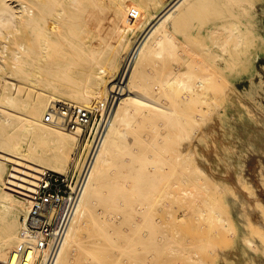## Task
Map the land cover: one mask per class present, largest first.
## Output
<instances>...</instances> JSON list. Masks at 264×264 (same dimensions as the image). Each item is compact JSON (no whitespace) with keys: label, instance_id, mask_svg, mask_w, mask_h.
I'll list each match as a JSON object with an SVG mask.
<instances>
[{"label":"bare ground","instance_id":"bare-ground-1","mask_svg":"<svg viewBox=\"0 0 264 264\" xmlns=\"http://www.w3.org/2000/svg\"><path fill=\"white\" fill-rule=\"evenodd\" d=\"M246 1L0 0V88L28 113L0 111V260L32 239L17 219L29 202L18 203L13 191L30 188L44 169L66 171L80 141L81 128L71 135L41 120L70 98L101 114L115 106L100 125L55 264H210L200 240L177 223L191 215L226 222L192 171L193 142L210 133L194 127L221 113L226 87L230 101L237 93L234 70L248 50L236 19L244 20ZM39 260L31 253L26 264Z\"/></svg>","mask_w":264,"mask_h":264},{"label":"rangeland","instance_id":"rangeland-1","mask_svg":"<svg viewBox=\"0 0 264 264\" xmlns=\"http://www.w3.org/2000/svg\"><path fill=\"white\" fill-rule=\"evenodd\" d=\"M241 10L245 18L243 21L236 19V23L247 36L241 48L248 51L244 56L246 64L241 63L234 70L239 88L230 101L231 95L226 87L223 92L225 105L221 113L214 112L215 119L195 125L196 131L205 133L210 130V133L195 140L192 150L195 165L192 171L203 176L205 189L209 190L210 197L219 201L226 222H223L224 225L208 223L203 218L191 215L177 223L178 230L186 238L200 240L198 242L204 245V249L199 254L210 264H264V0H247ZM194 21H200V17ZM245 26L250 28L245 29ZM225 32L222 31L224 36ZM6 43H2L7 46L6 49L1 45L2 50L5 49L1 50V54L5 52L2 54L4 60H8L12 48L10 40ZM216 50L222 51L220 47ZM246 66L252 69V76H249L251 70L245 71ZM224 73L226 76L231 74L229 70ZM224 79L227 82V78ZM8 96L0 88V111L12 112L19 119L26 118L28 113L25 106L11 105ZM68 100V104L81 107ZM114 106L104 114L93 107L88 109L95 118L98 117L93 134L102 118L104 122L107 112L110 110L107 116L113 112ZM49 110L50 107L41 120L73 135L72 131L46 121ZM188 138L182 136L183 140ZM89 143L85 137L78 140L77 147L71 152L70 164L63 173L73 168V158L77 154H86ZM4 187L0 181V188ZM16 192L13 191V195L18 203L27 202ZM196 200L199 202L200 198ZM23 217V214L17 215L18 222L23 221ZM11 218L9 215L6 220L9 222Z\"/></svg>","mask_w":264,"mask_h":264},{"label":"built area","instance_id":"built-area-1","mask_svg":"<svg viewBox=\"0 0 264 264\" xmlns=\"http://www.w3.org/2000/svg\"><path fill=\"white\" fill-rule=\"evenodd\" d=\"M97 118L90 110L75 105H56L46 115L48 123L61 128L70 131L81 128L80 139L85 137L86 142H90L89 148L86 154H77L73 158L72 169L65 173L44 169L33 179V185L28 184L30 188H21L20 193L16 192L29 202V211L23 222L32 239L24 241L14 250L12 260H0V264H26L31 253L40 254L38 264H55L91 172L92 157L103 121L102 118L93 134Z\"/></svg>","mask_w":264,"mask_h":264}]
</instances>
